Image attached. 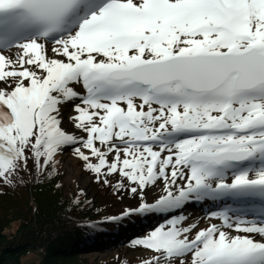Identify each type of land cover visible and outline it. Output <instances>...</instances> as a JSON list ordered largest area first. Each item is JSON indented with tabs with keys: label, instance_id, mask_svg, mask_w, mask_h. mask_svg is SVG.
<instances>
[{
	"label": "snow or ice",
	"instance_id": "6c2138e0",
	"mask_svg": "<svg viewBox=\"0 0 264 264\" xmlns=\"http://www.w3.org/2000/svg\"><path fill=\"white\" fill-rule=\"evenodd\" d=\"M69 149L97 182L162 183L145 264H264V0H0V183ZM204 201L249 207L184 226Z\"/></svg>",
	"mask_w": 264,
	"mask_h": 264
},
{
	"label": "trees",
	"instance_id": "16d2710c",
	"mask_svg": "<svg viewBox=\"0 0 264 264\" xmlns=\"http://www.w3.org/2000/svg\"><path fill=\"white\" fill-rule=\"evenodd\" d=\"M62 179L57 165L52 176L32 170L22 173L13 185L0 183V264H24L28 253L37 256L32 264H145L150 260L152 255L128 260L118 254L102 261L82 257L121 251L151 224V217L140 220L127 215V209L135 206L129 199L137 194L124 197L108 191L119 199L95 203L82 194L67 193Z\"/></svg>",
	"mask_w": 264,
	"mask_h": 264
},
{
	"label": "rangeland",
	"instance_id": "374dc122",
	"mask_svg": "<svg viewBox=\"0 0 264 264\" xmlns=\"http://www.w3.org/2000/svg\"><path fill=\"white\" fill-rule=\"evenodd\" d=\"M77 91H82L79 86H76ZM64 118L62 120V127L66 131L69 132H76L78 135H84V133L79 132L74 128V124L69 119L70 116H74L76 113L74 112V106L72 103H69L67 106L63 108ZM112 157H109L111 160ZM58 160L60 163L58 164V169L63 174L62 181L66 185L67 193H72L75 195L82 194L87 197L89 200H92L95 203H103L106 202L112 203L116 198H113L112 194L107 193L113 192L114 194H123L124 197L127 194H130L131 191L129 190L128 182L125 181V188L118 189L117 181L120 179L118 174H114L113 176L109 177L110 183L104 184L103 182H97L95 176L90 171L86 170L83 167L82 161H80L77 157H75L71 151V149L65 151L62 155H58ZM95 162V161H94ZM32 165L31 161L29 162V168ZM75 165V166H74ZM72 168L78 169V177L77 179L71 178ZM162 183L158 182L157 186H149L144 190L143 196L137 193V195L131 193V195H135L134 199H129V202L135 201V206L132 208L127 209V213L130 211L133 212L134 216L138 217V219L143 220L147 216H150V225H146L141 229L140 233L137 234V239L145 238L152 230H154L157 226L164 223L167 217L158 215V214H136L135 210L138 208L140 203L142 202H149L153 203L162 194L161 192ZM123 199V198H121ZM190 211H194L191 204H188L185 209H183V215L187 217L184 222V226H188L192 222V218L190 217ZM200 214V211H196ZM138 215V216H137ZM194 236V234H192ZM124 248L121 251H116V249H109L106 252H93L88 254H82V257L88 258L91 261H102L109 257H114L120 254L124 259L133 260V259H145L152 254L151 251L144 249L142 246H136L133 244V241L130 242L128 245H124ZM37 256L34 253H28L23 256V263L24 264H32L30 262L34 261ZM35 262V261H34Z\"/></svg>",
	"mask_w": 264,
	"mask_h": 264
},
{
	"label": "bare ground",
	"instance_id": "6f19581e",
	"mask_svg": "<svg viewBox=\"0 0 264 264\" xmlns=\"http://www.w3.org/2000/svg\"><path fill=\"white\" fill-rule=\"evenodd\" d=\"M50 47V45H49ZM11 51V50H9ZM51 55V53H49ZM75 166V165H74ZM72 174L71 178L77 179L78 177V169L77 168H72L71 169ZM194 211H190V217L192 218V223L198 224V228L196 230L206 228L209 226L211 223H216L219 224L220 221L214 220V219H209L208 217L211 215L213 212H218L224 210L226 207H231L233 209H243L249 207L248 205L241 204V203H233V202H211V201H204L200 203H190ZM200 211L201 213L198 214ZM239 214V213H238ZM247 218L252 219L251 215H249ZM192 234H195V231Z\"/></svg>",
	"mask_w": 264,
	"mask_h": 264
}]
</instances>
